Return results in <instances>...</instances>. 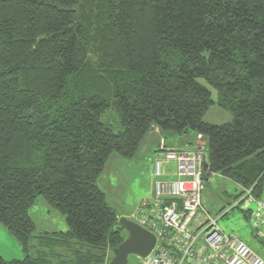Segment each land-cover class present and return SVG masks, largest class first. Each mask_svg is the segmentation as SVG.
<instances>
[{"label":"trees","instance_id":"1","mask_svg":"<svg viewBox=\"0 0 264 264\" xmlns=\"http://www.w3.org/2000/svg\"><path fill=\"white\" fill-rule=\"evenodd\" d=\"M156 129L264 195V0H0V224L24 253L0 264H108L127 232L97 181ZM38 197L68 230L35 234Z\"/></svg>","mask_w":264,"mask_h":264},{"label":"built area","instance_id":"2","mask_svg":"<svg viewBox=\"0 0 264 264\" xmlns=\"http://www.w3.org/2000/svg\"><path fill=\"white\" fill-rule=\"evenodd\" d=\"M206 160L199 147L187 151L160 146L153 163L152 193L131 215L157 238L142 264H264L248 245L218 224L237 204L254 203L248 218L255 238L264 241V195L255 197L252 188H244L235 205L212 217L203 205ZM197 215L201 218L195 224Z\"/></svg>","mask_w":264,"mask_h":264},{"label":"rangeland","instance_id":"3","mask_svg":"<svg viewBox=\"0 0 264 264\" xmlns=\"http://www.w3.org/2000/svg\"><path fill=\"white\" fill-rule=\"evenodd\" d=\"M199 81L212 91V96L216 99V90L204 79ZM232 119V114L218 105H212L204 116L206 122L214 124H224ZM102 121L111 125L115 132L122 129L119 117L113 109L104 113ZM189 135L193 136V139L196 138L195 132H191ZM164 137L170 143L173 142L179 147L181 135L169 133V135L164 134ZM200 143L202 144V142ZM189 144L180 146V149L193 151V146L196 145L194 140ZM206 152H208V149H206ZM152 156V153H149L147 148L143 149L141 145L138 153L133 158H125L118 153H114L107 161L97 184L105 192L109 206L116 211L119 219L125 217L133 220L131 215L137 212L136 209L140 202L150 196L154 179V158ZM168 167L170 168V166ZM243 192V188L236 182L219 174H212L206 181L203 191V205L212 217H218L235 205L243 196ZM250 209H255L254 203L241 202L227 215L220 218L218 224L225 233L235 235L241 239L264 260V244L253 235L251 220L247 217ZM29 216L36 224L35 234L37 235L68 230L66 217L53 209L43 197H38L30 207ZM199 220L196 218L195 224H198ZM36 243L37 241L34 240V244ZM34 254H36L35 251ZM0 256L6 261L22 260L24 258L19 241L2 224H0ZM142 260L141 257L132 254L128 257V264H142Z\"/></svg>","mask_w":264,"mask_h":264},{"label":"water","instance_id":"4","mask_svg":"<svg viewBox=\"0 0 264 264\" xmlns=\"http://www.w3.org/2000/svg\"><path fill=\"white\" fill-rule=\"evenodd\" d=\"M119 222L126 230L127 237L113 249V256L108 264H128V257L132 254L147 257L156 245V236L133 220L122 217Z\"/></svg>","mask_w":264,"mask_h":264},{"label":"crops","instance_id":"5","mask_svg":"<svg viewBox=\"0 0 264 264\" xmlns=\"http://www.w3.org/2000/svg\"><path fill=\"white\" fill-rule=\"evenodd\" d=\"M193 140L196 144L195 146H193L194 149L198 148V144L200 143L198 141V137L196 136V138L193 139V136H191L189 134H187L185 137H181V141H179V147H178L173 142L170 143V141H168L164 137V134L158 132L156 129L155 132L148 134L146 136V138L142 141L141 145L143 146V149L147 148L149 153H152V155H153L152 157L155 158L156 151L161 145H164L168 148L180 149L181 148L180 146H185V145L189 144L190 142H192ZM151 193H152V189H151ZM196 218L200 219V216L197 215Z\"/></svg>","mask_w":264,"mask_h":264}]
</instances>
